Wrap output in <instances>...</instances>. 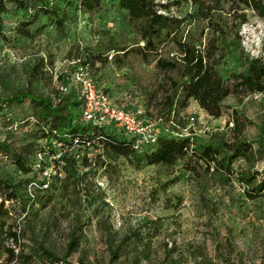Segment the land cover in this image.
I'll return each instance as SVG.
<instances>
[{
  "label": "rangeland",
  "instance_id": "rangeland-1",
  "mask_svg": "<svg viewBox=\"0 0 264 264\" xmlns=\"http://www.w3.org/2000/svg\"><path fill=\"white\" fill-rule=\"evenodd\" d=\"M185 8L192 10L190 6ZM115 27L112 17L106 14L92 17L81 14L70 27L68 47L92 46L98 29L114 30ZM239 34L250 57L264 63V21L249 12ZM51 51L54 53L53 77L36 82L34 90L38 94L54 95L56 90L64 88V93L76 91L80 99L79 82L75 79L79 66L72 68L75 62L66 58L63 47ZM38 55L46 60L44 49ZM34 58V50L12 51L0 41V97L25 84V64ZM98 67L84 68L97 89L105 90L117 105L127 110L139 105L146 117L155 116L153 108L147 106V89H151L157 77L151 67L134 70L147 87L146 91L128 82L123 76L125 71L112 72ZM60 74L65 84L57 81ZM131 87L140 94L136 103L119 95ZM2 108L0 145L18 148L36 143L35 150H24L30 153L26 155L32 167L26 175L18 171L8 152L0 146V177L22 183L23 199H26L23 185L30 179L35 182V199L24 217L20 206H16L17 211L12 210V216L6 218L7 223L17 224L20 233L19 244L14 247L22 257L13 264H52L47 253L61 257L73 235L78 246L67 258L70 264H264V191L250 200L235 176L223 183L212 170L207 172L202 166L192 172L176 169L172 174L161 176L155 166L135 168L123 158L114 160L105 155L100 160L93 159L96 152L87 154L94 160L89 170H83L80 158L76 159L79 179L72 178L68 170L63 171L56 164L57 150L38 139L41 134L31 118L30 102L24 100ZM182 115L188 123L186 133L193 131V137L201 139L223 133L232 141L233 128L238 125L242 136L256 151L251 169L259 173L258 180L264 179V150L260 146L264 144V94L228 96L222 102L218 118L208 116L191 100ZM191 117L195 122L189 126ZM43 148L47 153L41 160L39 151ZM103 161L105 165L99 166ZM176 176L178 179L174 180ZM46 180L48 186L44 188L41 183ZM168 180L173 182L163 189L161 184ZM107 235L112 236L113 247H120L116 263L109 260L105 246ZM124 238L127 239L123 244Z\"/></svg>",
  "mask_w": 264,
  "mask_h": 264
},
{
  "label": "trees",
  "instance_id": "trees-1",
  "mask_svg": "<svg viewBox=\"0 0 264 264\" xmlns=\"http://www.w3.org/2000/svg\"><path fill=\"white\" fill-rule=\"evenodd\" d=\"M188 6L192 10L185 8ZM249 12L264 21V0H164L162 3L156 0H0V41L12 51L32 49L35 54L25 64V84L0 97V111L4 105L28 100L31 118L40 130L38 139L57 150L56 164L63 171L68 170L72 178L79 179L77 158H80V167L89 170L94 160L87 154L96 152L93 159L100 160L101 155L114 160L123 158L135 168L155 166L161 176L172 174L176 169L192 172L202 166L207 172L212 170L223 183L235 176L243 186L244 195L255 199L264 191V179L258 180L259 173L251 169L256 151L242 136L238 125L233 128L232 141L223 133L205 139L161 134L153 145L136 151L130 140L114 131L84 122V102L76 91L56 90L54 95H43L33 88L36 82L52 79L54 53L51 50L63 47L66 58L75 62L72 68L92 69L98 65L100 70H123L128 82L142 86L145 91L147 87L134 70L151 67L157 77L151 89H147V106L155 112L152 118H160L164 124L170 119L176 120L191 100L208 116L218 118L222 102L228 96L264 94V63L250 57L239 34ZM81 14L89 17L106 14L112 17L116 27L98 29L92 46L68 47L70 27ZM42 49L46 60L38 55ZM57 81L65 84L61 74ZM35 145L33 141L18 148L0 146L8 152L18 171L26 175L32 167L26 155L30 153L24 150H35ZM260 146L264 150V144ZM45 152L44 148L39 151L40 157ZM103 164L104 161L99 166ZM177 179L178 176L174 177ZM171 182H163L162 188L166 189ZM34 183L30 179L23 185L26 194L23 199L22 183L0 177V264H13L22 257L14 247L19 244V228L17 224L7 223L6 218L12 216V210L17 211L16 206L22 209L21 216L27 212L35 199ZM126 239L122 240L123 244ZM6 241L11 244L7 245ZM77 246L73 235L61 257L47 253L51 263L70 264L67 258ZM105 246L110 262L116 263L120 257L119 245L113 247L112 236L107 235Z\"/></svg>",
  "mask_w": 264,
  "mask_h": 264
},
{
  "label": "built area",
  "instance_id": "built-area-1",
  "mask_svg": "<svg viewBox=\"0 0 264 264\" xmlns=\"http://www.w3.org/2000/svg\"><path fill=\"white\" fill-rule=\"evenodd\" d=\"M86 69V67H85ZM75 79L79 82L80 97L84 106L82 120L90 122L95 126H102L117 133L123 139L130 140L136 151L153 145L157 137L161 134L173 137H192L193 131L187 130V122L182 113L176 120L170 119L168 123H162L160 118L146 117L141 106L134 105L133 110H127L124 106L117 105L107 92L97 89L92 79L84 72L83 67H78ZM65 92L64 88H61ZM123 99H133L134 103L140 98V94L135 87H131L128 92H120ZM192 126L194 117L188 119ZM187 123V124H186ZM101 185H103L101 183ZM48 186V181L43 183V187ZM104 186V185H103Z\"/></svg>",
  "mask_w": 264,
  "mask_h": 264
}]
</instances>
